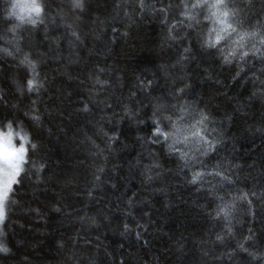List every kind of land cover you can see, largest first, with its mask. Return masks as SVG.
<instances>
[{"label":"snow or ice","instance_id":"obj_1","mask_svg":"<svg viewBox=\"0 0 264 264\" xmlns=\"http://www.w3.org/2000/svg\"><path fill=\"white\" fill-rule=\"evenodd\" d=\"M19 2L20 0H14V4ZM24 2L37 18H28L31 28L25 29L20 24L3 19L8 27L0 32V41L3 42V46H0V61L10 65L6 70L5 86L0 89V108L6 113L3 120L8 121L5 125L7 132L0 131V141H4L6 150L10 153L6 155L4 151H0V254L8 251L6 245L13 226L23 227L19 219H12L13 215L25 217L30 222L55 214L63 219L71 218L81 226L86 224L91 231L98 222L111 224L114 220L113 213L118 212L124 220L116 222V230L125 237L135 232V238L139 241L144 230L153 225L149 213L143 210L149 204L150 194L165 191L163 186L153 185L157 182L163 185L168 173L179 176L183 172L184 184L196 187L197 191L206 190L209 198L206 215L211 227L205 231L209 239L200 241L199 258L190 259V251L188 255H183L187 241L178 244L177 251L182 254L181 264H264V235L258 236L252 228L244 234L236 227L242 223L240 215L253 216L254 201L250 197L260 200L264 206V186H261L259 194L239 187L241 177L238 173L241 164L230 158L235 147L227 154H221L227 149L224 144L226 139L230 142L236 140L235 136L227 135L231 130L229 124L233 120V114L248 116L244 109L251 111L257 102L261 111L254 131L264 135V0L259 3L260 14L253 15H249L247 10L255 9L257 0H114L108 16L91 21L96 26L91 30L92 34L99 39L103 29L110 26V21L157 17L164 25L162 43L176 46V59L172 65L158 66L160 76L165 78L168 85L165 90L161 91L156 85L159 76L153 74V78L147 81L137 76L134 90L126 96L115 97L114 106L108 103L114 97V92L108 89H114L117 85L123 87L121 78L117 76L113 83L107 75L110 70L100 63L93 64L88 69L85 78L87 86L84 88L86 96L75 109L78 114L87 116L96 108L103 111L118 106V112H111L112 119L117 124L124 120L132 126L143 125L145 120L150 122L147 131L137 128L135 140L142 151L127 164V178L137 180L140 186L129 187L125 184L127 191H124L117 184H111L117 201L114 208H110L109 204L95 207L94 202L96 205L101 203L97 194L105 190L110 180L108 174L117 168L115 164L108 167L109 155L118 139L116 131L105 130L99 124L95 126L94 135L102 141L103 147L91 137H85L95 149L91 155L99 162L93 161L89 166L90 179L84 182L82 188L69 173L62 177L53 176L47 156L42 153L41 143L35 135L43 127L45 112H52L48 107L41 111V95L50 89L46 88L47 74L41 78L40 70L49 60H53L57 62L60 76L68 80L76 79L71 75L70 66L81 62L77 53L86 41L80 25L85 20L89 0H70L73 10L70 22L65 18L64 0ZM17 19L23 21L22 17ZM49 25L57 28L56 35H50ZM40 26H43L42 34ZM59 28H63L65 32H59ZM111 30L116 32L117 28L112 27ZM121 34L126 36L128 33ZM193 40L199 45V52L195 55L194 47L190 46ZM45 43L47 51H41L40 46ZM179 45L183 47L180 48ZM197 56H210L217 62V66L234 65L235 72L231 79L246 89L247 82H250L248 95L243 99L251 103L242 104L239 98L228 97L229 102L235 101L237 106L224 110L219 117L213 116L209 110L208 101L212 97L205 98L201 106V94L194 91V84L189 82L190 76L186 71L187 66L197 60ZM177 68L182 75L174 74L173 69ZM170 75L172 79L169 81L167 78ZM199 79L221 84L213 76L209 66L203 67V75ZM80 83L84 84V81ZM177 83L179 86H176ZM190 95L192 99L188 98ZM143 100L148 103L144 104ZM149 106L150 114L142 117L143 111ZM20 112L22 117L16 115ZM25 126L32 130L35 143L29 141L28 135L24 133ZM248 128L251 130L250 125ZM17 138L21 141L19 145L16 143ZM26 143L31 144V147H26ZM154 146H161L167 155L175 156V169L165 168L161 164V157L153 150ZM248 167L252 168L254 165ZM53 180L61 191L72 187V194L83 198L76 202L79 207L74 206V203L59 192L54 199L42 201L38 206L34 205L33 200H26L29 191L34 199H38L39 186L43 184L47 188ZM128 218H131L132 224L127 222ZM80 231H84L83 227L67 241L63 237L57 238L56 249L64 250L74 246L78 240L90 243L79 235ZM17 243L22 242L18 240ZM71 251L73 255L69 256L70 261L73 260L75 249ZM87 264L105 262L92 258L88 259Z\"/></svg>","mask_w":264,"mask_h":264},{"label":"trees","instance_id":"obj_2","mask_svg":"<svg viewBox=\"0 0 264 264\" xmlns=\"http://www.w3.org/2000/svg\"><path fill=\"white\" fill-rule=\"evenodd\" d=\"M114 0H89L88 11L85 13V20L80 25V31L84 36L85 43L78 49V55L81 62L70 66L71 75L75 80H68L66 77L58 74L57 62L49 60L40 70L41 76L47 74L46 88L41 95V111L45 107L52 109L51 113L45 112L43 117V127L35 132L42 146V153L46 154L48 166L54 177H62L66 173L76 178V183L82 188L84 182L90 179V165L93 161L99 162L91 153L95 151L85 137H91L100 147H103L102 141L94 135L97 124L104 126L105 130L117 132L118 139L114 142V148L109 155L108 167L113 164L117 166L114 172H110L109 184L105 190L97 195L101 203L95 207H102L103 204H109L114 208L117 201L113 196L111 184H117L120 189L125 184L129 187H139L137 180L127 178V164L133 157L137 156L142 149L136 142L135 137L137 128L141 131H147L150 124L145 120V124L132 126L127 120L119 124L112 119L111 112L119 111L118 106L101 111L96 108L91 114L82 116L75 109L85 98L84 88L87 86L86 75L88 69L93 64L100 63L110 71L108 76L115 83L117 76L123 81V87L117 85L114 89L109 87L108 91L114 92V97L109 100V105H116L115 97L126 96L133 91V85L137 83V76L143 80L153 78V74L160 78L156 85L161 91L167 88V83L163 76H160L158 66L160 64L172 65L176 59V46H168L162 43L164 35V25L157 17L147 16L144 19L135 18L134 20H118V22H109L110 26L103 29V34L97 39L92 34V29L96 26L91 23L93 19H104L111 12ZM70 22V20H68ZM14 23V22H11ZM59 21H57V25ZM8 27L3 23V17H0V32ZM30 29L31 26H21ZM116 27L117 31L112 32L111 28ZM50 35L57 34V28L49 25ZM41 34L43 26H40ZM63 33V28L58 29ZM128 34L122 35L121 33ZM11 34H9L10 36ZM66 35V33H65ZM186 43H189L186 41ZM0 46L3 42L0 41ZM194 47V55L199 52V45L195 40L190 42ZM180 48L183 45H179ZM63 48V45H62ZM91 49V51H89ZM41 51H47V43L40 46ZM53 55V53H49ZM199 65V66H198ZM209 66L213 76L221 81L220 85L213 81H202L199 76L203 75V67ZM10 65L0 61V89H3L6 83V70ZM186 71L190 76V81L194 84V91L201 94L200 105L203 106L204 99L212 97L208 101L209 110L213 116L219 117L224 110H231L236 107L235 101L229 102L228 97L239 98L242 104L251 102L243 98L248 95V89L251 84L248 83V89L243 87L237 81L231 79L235 72V66H217V62L210 56H197L195 62L190 63ZM176 76L182 75L179 69H173ZM169 81L172 76H168ZM80 81H84L81 84ZM176 86H179L177 83ZM59 90V91H58ZM138 91V89H137ZM68 93V95H65ZM107 95V93H105ZM192 99L190 95L188 97ZM54 102V103H53ZM27 103V101H25ZM147 104V100H143ZM260 105L257 102L255 108L248 112V116L242 113H234L233 120L229 124L231 129L227 135L235 136L236 140L230 142L225 140L227 149L222 155L230 152L235 147V152L231 157L241 164V170L238 173L241 180L239 187L251 189L260 193L261 186H264V135L255 132L259 123ZM150 114V106L142 113V117ZM6 115L0 108V119ZM22 117V112L16 113ZM91 121V123H89ZM251 126L249 130L248 126ZM154 151L161 157V164L165 168H176L175 156H169L161 146H154ZM215 159V157H213ZM248 165H254L250 168ZM184 173L179 176L172 173L166 174L163 185L157 182L153 185L163 186L165 191L161 193H151L150 201L143 210L149 213L153 225L144 230L143 237L137 241L135 232L129 236H121L116 230V222L124 220L120 213H113L114 220L111 224L104 222L102 227L89 232L80 231L90 243L85 244L77 241L81 246V251L88 254V259L96 258L104 261L105 264H181L182 254L177 251L178 244L187 241V247L183 250V255L191 253L190 259L199 258L201 239H209L205 231L211 227L207 218L209 210L206 196V190L197 191L196 187L183 183ZM27 186V184H26ZM40 191L37 193L38 199H34L29 191L26 200H33L34 205H40L42 201L54 199L59 192L65 196L74 206L79 207L77 201L82 200L80 196L73 195L72 187L61 191L53 180L46 188L40 185ZM116 194H119L118 192ZM131 194V193H129ZM254 201L253 216L246 217L240 215L242 223L237 225V230H242L244 234L252 228L258 236L264 235V206L260 200L250 197ZM110 202V203H109ZM203 206V207H202ZM13 220H20L19 225L13 226L16 239L20 240L28 249V255L35 261V264H56L61 256V250L55 247V240L63 237L68 240L75 236L77 230L81 228L79 222H73L71 218L63 219L55 214H49L45 219H33L30 222L22 216L13 215ZM127 222L133 223L131 218ZM38 229L40 231H38ZM182 238V239H181ZM176 241V243H174ZM99 245V247H96Z\"/></svg>","mask_w":264,"mask_h":264},{"label":"clouds","instance_id":"obj_3","mask_svg":"<svg viewBox=\"0 0 264 264\" xmlns=\"http://www.w3.org/2000/svg\"><path fill=\"white\" fill-rule=\"evenodd\" d=\"M260 0H257V7L253 10H247L249 15L260 14L261 9L259 7ZM65 18L66 20H71L73 15V10L71 9L70 0H64L63 3ZM30 6L24 2V0H20L19 3L14 4V0H0V17L3 19H8L13 24H20L21 26H31L28 23V18L31 16L32 19H37L32 13L29 11ZM12 15H9V13ZM17 17H22L23 21L17 19ZM41 78H43L41 76ZM8 121L0 119V131L7 132V128L5 125ZM24 133H26L29 137V141L35 143L36 141L33 138V132L28 127H24ZM17 145L21 143V141L16 139ZM26 147H31V144L25 145ZM0 151H4L6 155H10L7 152L4 141H0ZM81 226V225H80ZM84 229V232H89V226L83 225L81 226ZM95 229H99L102 227V224L98 222L96 226H93ZM16 234L14 231H10L8 235V243H7V253L0 254V264H35V261L29 257L28 249L23 243H17ZM75 249V255L73 260H69V256L73 255L71 249ZM81 246L77 244L74 246H69L68 248L61 250V256L56 261V264H87L88 254L84 251H81ZM25 257L27 259H25Z\"/></svg>","mask_w":264,"mask_h":264}]
</instances>
